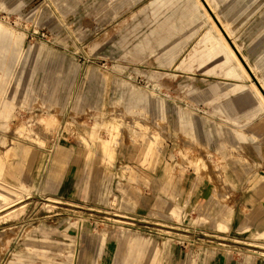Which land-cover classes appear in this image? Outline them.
<instances>
[{
	"label": "rangeland",
	"instance_id": "374dc122",
	"mask_svg": "<svg viewBox=\"0 0 264 264\" xmlns=\"http://www.w3.org/2000/svg\"><path fill=\"white\" fill-rule=\"evenodd\" d=\"M213 43L236 75L199 66ZM260 95L264 0H0V195L25 203L0 211V264H264L248 252L264 250L249 244L264 245ZM59 137L82 165L55 196L41 181ZM162 155L193 183L153 213L150 191L172 196L152 174ZM235 199L263 212L242 232L227 226ZM215 203L226 211L207 219Z\"/></svg>",
	"mask_w": 264,
	"mask_h": 264
},
{
	"label": "crops",
	"instance_id": "0c3cea01",
	"mask_svg": "<svg viewBox=\"0 0 264 264\" xmlns=\"http://www.w3.org/2000/svg\"><path fill=\"white\" fill-rule=\"evenodd\" d=\"M67 140L68 139L59 137L49 153V157L42 174L43 179L41 181V186H43L44 189H47L45 190V193L61 196L59 190L78 188L79 176L77 175L78 173L74 172V170H76V167L78 168L82 165L81 152L77 150L78 148H76V144L69 143ZM90 153L91 151L88 152V156ZM162 156L157 162H155L152 174L156 178L157 185L163 182L169 183V181H171L172 196L163 195L157 191L158 189L154 192L150 191L147 203L142 204L141 208L153 210V213L164 212L174 203V201H181L182 204H186L193 183V176L190 175L191 172L188 168L183 169L179 175L178 171L172 170L173 165L170 161L171 156ZM58 170L62 171L61 175H58ZM82 185L83 184L80 186ZM260 203L264 209V199H262ZM216 206H220V204L215 203L214 208L210 212L206 213L207 219H215L214 215L218 214L219 210H224V212L226 211L224 207L216 208ZM244 207H246V210ZM253 207L254 206H251L247 202H239V199H235L234 202L231 203L230 210L226 212L229 215L227 223L229 230H239L242 232V228L246 225L247 220L250 219L249 216L252 218L255 217L252 219L254 221L259 220L263 216V212H261V210L259 214L253 216ZM251 210L252 212H250ZM252 225H255V222H253Z\"/></svg>",
	"mask_w": 264,
	"mask_h": 264
},
{
	"label": "bare ground",
	"instance_id": "6f19581e",
	"mask_svg": "<svg viewBox=\"0 0 264 264\" xmlns=\"http://www.w3.org/2000/svg\"><path fill=\"white\" fill-rule=\"evenodd\" d=\"M201 3V2H200ZM225 47L227 48L226 50H227V52H230L231 53V49L228 47V46H226L225 45ZM198 59H199V66L201 67V68H204V72H206V73H212L215 69H216V66L217 67H219V68H221V67H225L224 68V70H223V74L225 75V76H233V75H236V72H234V68L232 67V66H226L227 65V63H228V57H226V56H224L223 55V53L217 48V45L216 44H211L210 46H209V48L205 51V52H201V54H199V56H198ZM205 64H207L208 66L207 67H203V65H205ZM214 73H216V72H214ZM217 74V73H216ZM219 74V73H218ZM256 91H259V90H256ZM76 94V93H75ZM261 94V93H260ZM260 96H262V95H260ZM262 98H263V96H262ZM74 100V99H73ZM263 100H264V98H263ZM43 129H44V127H43ZM47 130V129H46ZM59 134V133H58ZM56 137V136H55ZM58 137V136H57ZM57 137H56V139H57ZM56 141V140H55ZM54 144H55V142L53 143V146H54ZM1 182V181H0ZM39 184H40V182H39ZM201 184V183H200ZM38 190H39V187H38ZM0 198H2V199H4V202L3 203H0V211L2 210V209H5V208H9V207H11V206H13V204L15 203V202H11L12 200H7L6 199V197H4V195H0ZM48 200H50V198H47ZM53 201H55V200H53ZM57 201V200H56ZM44 204V203H43ZM53 203H51V205H52ZM25 205V203H22V204H20V205H16V206H13V207H11L10 209H8L7 211H6V214L7 213H10L11 212V214H12V212H13V214L14 213H18V212H20L22 209H23V206ZM46 205V204H45ZM50 205V206H51ZM24 209H25V207H24ZM24 209H23V211H24ZM22 211V212H23ZM173 212H175V213H178L177 212V210L175 209V210H173ZM3 214V213H2ZM2 214H1V216H2ZM11 214H7L8 216H10ZM18 214H20V213H18ZM82 215V214H81ZM11 216H15V215H11ZM10 216V217H11ZM88 216H82V217H79V219H83V218H87ZM28 219V218H27ZM29 219H30V217H29ZM28 219V220H29ZM80 220V221H81ZM112 221H114V222H117V225H118V227H120V228H125V229H130V227H135V229H137V230H139V227L140 226H136V225H134V222L133 221H130V220H123V219H115V218H113L112 219ZM23 223V222H22ZM158 223H160V222H158ZM25 224V223H24ZM30 224V223H29ZM220 226H222L221 224H219L218 223V227H220ZM172 227V226H171ZM175 227V226H174ZM78 228V227H77ZM79 228H80V226H79ZM147 230L149 231V233L151 234V233H153V234H158V235H164V236H166L167 238H177V239H182V240H189V241H191V240H193L192 238H187V237H185V236H183L182 234H180V232H176V231H172L171 229H158V230H155V229H152V228H147ZM181 232H183V231H181ZM222 233V232H221ZM184 234V233H183ZM262 234V233H261ZM217 235V234H216ZM224 235V234H223ZM79 236V235H78ZM78 242V241H77ZM136 242H140L139 240H137L136 239ZM249 243V242H248ZM215 244H219V245H226V246H229V247H232V246H230L229 244H224V243H221V242H217V243H215ZM249 244H251V245H256V246H259V247H264V245H262V244H260V243H249ZM233 248H235V247H233ZM238 249H240V250H242L243 251V249L242 248H239V247H237ZM248 249V248H247ZM261 249V248H260ZM247 251V250H246ZM248 252H250V253H253V254H257L258 256H262V257H264V250L262 249V250H258V249H248ZM164 253H165V251H164ZM76 256V255H75ZM74 256V257H75ZM76 258V257H75ZM74 258V259H75ZM76 260V259H75ZM156 264V252H154V253H152V256H151V258H150V262H149V264ZM75 264V263H74Z\"/></svg>",
	"mask_w": 264,
	"mask_h": 264
}]
</instances>
